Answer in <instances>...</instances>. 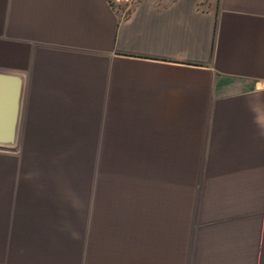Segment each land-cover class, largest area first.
I'll use <instances>...</instances> for the list:
<instances>
[{"label":"crops","instance_id":"1","mask_svg":"<svg viewBox=\"0 0 264 264\" xmlns=\"http://www.w3.org/2000/svg\"><path fill=\"white\" fill-rule=\"evenodd\" d=\"M0 72V264H264V0H0Z\"/></svg>","mask_w":264,"mask_h":264},{"label":"water","instance_id":"2","mask_svg":"<svg viewBox=\"0 0 264 264\" xmlns=\"http://www.w3.org/2000/svg\"><path fill=\"white\" fill-rule=\"evenodd\" d=\"M21 78L15 74L0 72V147L15 143L19 114Z\"/></svg>","mask_w":264,"mask_h":264},{"label":"rangeland","instance_id":"3","mask_svg":"<svg viewBox=\"0 0 264 264\" xmlns=\"http://www.w3.org/2000/svg\"><path fill=\"white\" fill-rule=\"evenodd\" d=\"M109 4L112 6V8L115 10V12L125 16L130 9L133 7V3L136 0H107ZM28 139L21 138L20 139V146L21 148L19 150H0V155L7 158H15L19 161H30L35 162L39 165L45 164L51 160V155H49L46 151V148H43L42 141L39 139L38 146L32 149L28 155L26 152V141ZM15 149V148H14ZM28 156V157H27ZM56 161H59L60 163L66 164L71 158L70 154L67 153H59L55 154ZM94 156L95 155H80L81 160L79 163H81L83 170L80 171L82 177H90L91 172H93L94 167ZM78 161V158L77 160Z\"/></svg>","mask_w":264,"mask_h":264},{"label":"built area","instance_id":"4","mask_svg":"<svg viewBox=\"0 0 264 264\" xmlns=\"http://www.w3.org/2000/svg\"><path fill=\"white\" fill-rule=\"evenodd\" d=\"M261 88H264V83L261 84Z\"/></svg>","mask_w":264,"mask_h":264}]
</instances>
